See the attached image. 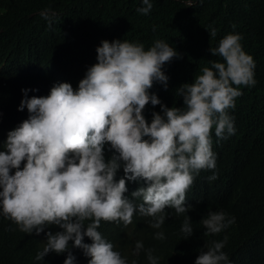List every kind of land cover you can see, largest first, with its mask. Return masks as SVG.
Returning <instances> with one entry per match:
<instances>
[{"label": "clouds", "instance_id": "clouds-1", "mask_svg": "<svg viewBox=\"0 0 264 264\" xmlns=\"http://www.w3.org/2000/svg\"><path fill=\"white\" fill-rule=\"evenodd\" d=\"M142 2L136 11L147 15L153 5ZM41 16L51 25L48 10ZM2 18L10 24L19 17L8 11ZM209 34L214 38L217 30L211 28ZM48 35L46 49L56 39L53 27ZM241 39L228 34L209 49L223 62L210 61V68H202L193 82L177 89L183 107H168L149 91L154 82L167 89L162 68L178 56L162 40L147 50L141 43L102 41L97 63L75 90L54 65L51 49L26 67L48 82L31 98L22 90L24 99L21 93L12 94L0 107V223L19 234L35 231L40 238L25 264H136L125 256L131 257L128 251L114 249L97 230L101 221L127 227L135 213L150 218L153 229L161 228L166 213L180 217L181 238L197 229L201 237L192 241L190 256L175 247L187 264H228L222 251L227 237L216 241L217 236H204L203 230L205 235L219 234L230 225L233 230L238 218L226 211L225 200L212 198L213 189L192 184L202 177L209 182L218 178L212 129L218 140L235 134L227 110L242 95L239 86L256 84L255 62L242 49ZM149 104L161 108L152 113L150 123L143 115ZM25 108L28 115L17 120ZM120 169L123 177L117 179ZM128 181L135 182L129 184V198L124 195ZM51 229L57 232H47ZM154 238L169 241L162 231ZM141 250L143 242L137 241L133 255ZM152 253L146 250L147 260L157 264Z\"/></svg>", "mask_w": 264, "mask_h": 264}, {"label": "trees", "instance_id": "trees-1", "mask_svg": "<svg viewBox=\"0 0 264 264\" xmlns=\"http://www.w3.org/2000/svg\"><path fill=\"white\" fill-rule=\"evenodd\" d=\"M150 2L153 5L150 13L143 15L136 11L144 6L142 0H0V107L12 94L21 93L24 99L22 90H28L27 96L31 98L29 95L40 84L48 82L26 67L39 56L49 54L50 49V57L56 61L54 65L66 74L74 90L78 89L87 69L97 63L96 49L104 40L141 43L145 50L162 40L173 47L178 56L162 68L168 77L167 89L154 82L149 91L168 107H183V98L176 94L177 89L193 82L196 75L202 74V68H210V61L223 62L221 57L212 56L210 48L218 47L219 41L228 34L240 35L242 49L255 62L256 84L239 86L242 95L235 98V107L227 110L234 118L235 134L218 140L214 127L212 129L218 178L209 182L202 177L192 185L202 188L205 184L213 189L212 198L225 200L229 209L226 211L238 218L233 230L232 225L215 235H205L207 230H203L204 236H217L216 241L227 237L222 251L228 256V264H264V0ZM45 10L52 17L51 25L41 16ZM8 11L19 17L10 24L2 18ZM43 26L48 34L52 27L55 30L56 39L50 38L49 49H46L49 35ZM211 28L217 30L214 38L209 34ZM65 57L68 60L62 59ZM154 111L160 112V105H146L143 111L149 123ZM26 115L27 108L19 110L17 120ZM121 177L122 169L116 178ZM129 184L135 186V182L126 183L128 191L124 195L128 198V192L133 191ZM149 220L135 213L127 227L122 222L118 225L101 221L97 230L114 249H123V254L128 251L131 257L125 256L136 264H149L147 249L153 250L157 264H187L175 247L182 255L190 256L191 243L199 239L201 233L195 229L191 237L181 238V218L173 214L166 213L160 229L151 228ZM158 231L164 233L169 240L167 243L154 238ZM137 241L144 245L138 256L133 255ZM84 242L89 244L90 239L85 237ZM39 244L40 238L35 231L19 234L0 223V264H25ZM53 253L62 256V253Z\"/></svg>", "mask_w": 264, "mask_h": 264}]
</instances>
